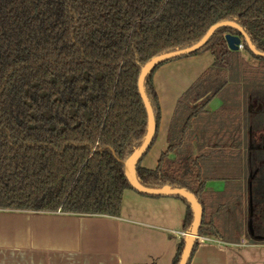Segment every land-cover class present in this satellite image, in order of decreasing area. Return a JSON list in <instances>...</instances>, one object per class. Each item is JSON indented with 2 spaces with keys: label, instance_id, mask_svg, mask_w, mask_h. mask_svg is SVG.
Segmentation results:
<instances>
[{
  "label": "trees",
  "instance_id": "obj_1",
  "mask_svg": "<svg viewBox=\"0 0 264 264\" xmlns=\"http://www.w3.org/2000/svg\"><path fill=\"white\" fill-rule=\"evenodd\" d=\"M223 20L241 24L264 51V0H0V209L119 216L124 191L133 189L124 161L148 132L139 90L142 66L160 53L198 42ZM228 33L241 34L220 27L204 46L186 55L214 51L217 58L180 98L169 149L155 169L142 166L161 124L154 75L178 58L146 76L157 131L137 174L147 186L170 184L192 191L204 208L200 234L237 242L247 232L253 240L264 234L256 226L250 233L256 210L251 215L242 197L207 192L202 161L223 151L235 156L227 148L230 142L241 144L243 90L248 131L252 125L264 131V57L245 41L246 56L230 50ZM228 56L236 60L232 70ZM217 94L223 104L209 112L206 106ZM198 127L200 140L207 128L219 136L216 144L224 142L216 146H226L202 152L199 145L201 154L194 157L185 144L189 131L196 133ZM172 152L177 153L173 160ZM251 152L255 162L249 190L256 203L264 151ZM175 197L188 205V232L193 208ZM224 212L228 217L223 221ZM199 243L197 239L193 255ZM184 247L185 237L173 264L179 263Z\"/></svg>",
  "mask_w": 264,
  "mask_h": 264
},
{
  "label": "crops",
  "instance_id": "obj_2",
  "mask_svg": "<svg viewBox=\"0 0 264 264\" xmlns=\"http://www.w3.org/2000/svg\"><path fill=\"white\" fill-rule=\"evenodd\" d=\"M216 58L214 51H206L158 68L154 84L161 105V124L157 140L142 160L143 167H158L162 154L169 149V134L180 98L215 64ZM243 98L241 144L229 143L227 150L234 149L235 156L223 151L218 156L204 157L205 190L242 197L245 207L251 208L252 201L253 212L257 213L252 217L253 226L264 233V178L258 177L256 203L249 190L255 162L251 151H264V131L254 130L253 125L248 131L244 90ZM223 101L217 94L206 109L216 111ZM201 129L189 131L185 144L188 150L193 149L194 157L201 154L199 145L202 152L226 146H216L224 142L216 144L219 136L211 135L207 128L200 140ZM176 157V152L169 154L171 160ZM187 213V203L178 197L149 196L132 188L124 191L119 216L0 209V264H173L185 237ZM222 217L224 221L227 213ZM209 236L213 240L200 241L190 264H264V234L253 240L245 233L237 242Z\"/></svg>",
  "mask_w": 264,
  "mask_h": 264
},
{
  "label": "water",
  "instance_id": "obj_3",
  "mask_svg": "<svg viewBox=\"0 0 264 264\" xmlns=\"http://www.w3.org/2000/svg\"><path fill=\"white\" fill-rule=\"evenodd\" d=\"M223 26H230L238 29L240 31L239 34H232L228 33L226 34V41L229 45V48L231 50H239V44L241 42H247L249 49L255 53L256 55L263 56L264 57V51H261L257 48L255 43L253 42L251 36L249 33L245 30V28L239 24L238 22L234 20H223L220 21L214 25H212L207 33L200 39L198 42L184 47V48H178L175 50L167 51L160 53L153 58H151L147 63H145L142 66L141 73L139 76V90L140 94L143 98V101L145 103L147 112H148V132L146 134L145 140L142 143V145L137 148L125 161V171L127 178L136 191L139 193L150 195V196H179L184 199H186L192 206L194 211V220L192 223L191 229L187 232L185 236V247L183 249L180 261L178 264H189L195 244L197 242V239L200 235V226L203 222L204 218V208L202 203L199 201L198 197L190 190L184 188V187H173L170 184H165L161 187H151L143 184L137 174V167L140 163L141 159L145 155V153L149 150V148L152 145V142L156 136L157 131V124H156V116L155 112L152 106V103L147 95L146 89H145V79L146 76L158 65L161 63H164L168 60L183 57L186 55H189L198 49H200L202 46L205 45V43L209 40V38L213 35V33L220 27ZM251 211L250 214L252 215L253 212V203L251 201ZM249 229L251 235L255 234L254 226H253V219L250 218L249 220ZM255 238H260V236H256Z\"/></svg>",
  "mask_w": 264,
  "mask_h": 264
},
{
  "label": "built area",
  "instance_id": "obj_4",
  "mask_svg": "<svg viewBox=\"0 0 264 264\" xmlns=\"http://www.w3.org/2000/svg\"><path fill=\"white\" fill-rule=\"evenodd\" d=\"M225 39H226V37H225ZM226 43H227V41H226ZM227 45H228V43H227ZM228 48H229V45H228ZM239 50H241V51L245 50L244 42H241V44H239ZM183 234L186 236L187 232L184 231ZM198 240H200V241H209V240H213V238L210 237L209 235L200 234L199 237H198Z\"/></svg>",
  "mask_w": 264,
  "mask_h": 264
},
{
  "label": "rangeland",
  "instance_id": "obj_5",
  "mask_svg": "<svg viewBox=\"0 0 264 264\" xmlns=\"http://www.w3.org/2000/svg\"><path fill=\"white\" fill-rule=\"evenodd\" d=\"M241 51V50H240ZM243 55L246 56L247 53L245 52V50L242 51ZM226 61H228L230 63V67L229 69L232 70L233 67L235 68L236 67V60L233 56H228L226 57ZM240 69V68H239ZM241 69H242V66H241ZM245 92V91H244ZM246 210V209H245ZM248 234V232H247Z\"/></svg>",
  "mask_w": 264,
  "mask_h": 264
}]
</instances>
